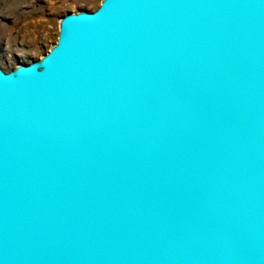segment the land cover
I'll return each mask as SVG.
<instances>
[{"label":"water","instance_id":"1","mask_svg":"<svg viewBox=\"0 0 264 264\" xmlns=\"http://www.w3.org/2000/svg\"><path fill=\"white\" fill-rule=\"evenodd\" d=\"M0 66V264H264V0H101Z\"/></svg>","mask_w":264,"mask_h":264},{"label":"rangeland","instance_id":"2","mask_svg":"<svg viewBox=\"0 0 264 264\" xmlns=\"http://www.w3.org/2000/svg\"><path fill=\"white\" fill-rule=\"evenodd\" d=\"M101 0H0V66L38 59L56 42L59 18L69 11L95 10Z\"/></svg>","mask_w":264,"mask_h":264}]
</instances>
